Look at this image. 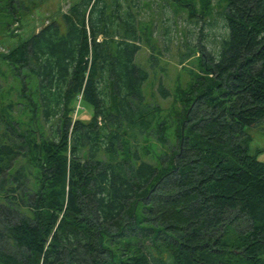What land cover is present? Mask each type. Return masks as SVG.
<instances>
[{
    "label": "trees",
    "instance_id": "trees-1",
    "mask_svg": "<svg viewBox=\"0 0 264 264\" xmlns=\"http://www.w3.org/2000/svg\"><path fill=\"white\" fill-rule=\"evenodd\" d=\"M139 1L78 0L2 54L31 113L0 94V264H264V146L247 131L264 129V0H226L219 56L200 52L157 163L142 141L167 144L170 124L134 61Z\"/></svg>",
    "mask_w": 264,
    "mask_h": 264
},
{
    "label": "rangeland",
    "instance_id": "rangeland-1",
    "mask_svg": "<svg viewBox=\"0 0 264 264\" xmlns=\"http://www.w3.org/2000/svg\"><path fill=\"white\" fill-rule=\"evenodd\" d=\"M76 1L12 0L15 11L11 14L6 6L8 0H0V94L6 103H14L11 114L15 120L26 122L31 112L26 111L27 101L19 92L22 91V83L15 75L16 70L2 54L15 48ZM191 4L193 14L189 6L178 0H140L135 3V8L131 7L140 34L134 61L148 72L142 87L143 94L147 102L157 107V121L164 119L166 125L170 124L166 130L167 144L153 141L149 145L142 141L143 145L149 147L150 155L147 158L153 163L158 162L159 155L164 157L169 152L168 145L175 143V125L170 120L181 108L180 93L200 73L199 60L203 58L200 52H205L206 58L208 54L217 59L221 40L228 33L223 14L226 0H191ZM160 85L167 93L159 90ZM29 86L31 93L27 95L36 99L34 80L30 81ZM92 112L93 108L83 102L78 107L77 117L88 120ZM247 131L251 135L249 152L254 153L264 146V129L251 127ZM35 138L38 139V136ZM258 159L264 162V151L258 154Z\"/></svg>",
    "mask_w": 264,
    "mask_h": 264
}]
</instances>
